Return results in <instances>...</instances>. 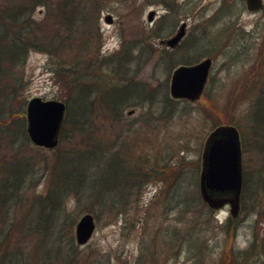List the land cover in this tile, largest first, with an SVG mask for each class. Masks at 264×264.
<instances>
[{"label": "rangeland", "instance_id": "374dc122", "mask_svg": "<svg viewBox=\"0 0 264 264\" xmlns=\"http://www.w3.org/2000/svg\"><path fill=\"white\" fill-rule=\"evenodd\" d=\"M103 1L85 28L88 43L80 51L78 67L72 61L75 54L64 58L65 67L82 69L84 83L94 88L86 133L75 132L72 139H59L58 145L73 144L82 151L98 145L96 153L81 152L80 161L76 154L77 164L87 174L82 190L116 203L107 205L86 194L57 191L61 192L60 205L55 209L45 205L42 198L51 186L58 147L29 142L23 154L31 159L32 167L22 184L23 199L11 211L12 221L19 223L26 214L30 223L18 227L10 239L11 243L22 240L26 258L19 264H62L57 245L73 252L78 264H217L225 250L245 249L252 241L256 253L261 251L264 194L250 192L252 181L264 176V149L253 146L249 134H239L249 190L232 237L222 228L230 216L228 206L210 210L202 203L198 175L202 145L214 122L241 119L249 86L264 77V0L254 11L241 0ZM150 11L151 21L147 18ZM43 12L38 6L31 13L40 19ZM108 14L110 22L105 21ZM181 23H185V34L173 47L168 46L166 40ZM185 51L201 53L199 60L211 58L205 95L193 102L169 94L171 72L179 65L171 57L182 59ZM110 59L112 63H107ZM60 60L46 51H28L17 69L21 79L10 95V108L25 115L26 102L32 97L64 101L69 91L56 74ZM84 70L90 71L89 76ZM112 94L124 100L116 110L119 116L109 108ZM109 163L139 169L138 186L121 190L115 179L111 188L105 179ZM94 176L98 185L105 183L108 188L96 190ZM44 210L57 212V217L40 222L48 229L47 237H39L31 231L38 219L30 214ZM84 213L93 215L95 227L88 241L78 244L74 228Z\"/></svg>", "mask_w": 264, "mask_h": 264}, {"label": "trees", "instance_id": "16d2710c", "mask_svg": "<svg viewBox=\"0 0 264 264\" xmlns=\"http://www.w3.org/2000/svg\"><path fill=\"white\" fill-rule=\"evenodd\" d=\"M103 2V0L0 1V264H19L25 261L26 255L21 244L22 240L17 239L11 243L10 239L18 227L23 229L24 224H30L26 222L28 219L26 214L19 223L11 219V211L23 199L24 186L22 184L25 174L32 167L31 159L23 154V149L30 142L25 130V115L21 111L16 112L11 109L9 103L10 95L17 88L21 79L17 69L24 62L30 50L46 51L52 57L62 58L59 61L60 68L56 71V74L67 83L69 94L64 100L66 112L59 139H62L63 142V139H67V137L72 139L75 132L85 131L86 133L85 123L89 119L87 110L91 109L94 100V98L90 99L94 88L88 83H84L83 77L80 75L82 69L80 71L77 68L68 70L65 67L66 60L64 58L70 55L72 57V54H75L72 61L78 67L80 51L88 43L85 40V33L87 32L85 28L90 27L92 13L100 10L104 4ZM38 6L43 8L44 14L40 19H35L31 12L34 7ZM200 55L201 53L194 55V53L185 51L182 59H175L173 56L171 59L176 64H192L199 60ZM108 62L112 63V59ZM116 67L119 66L116 65ZM89 72L88 70L87 76H89ZM117 91H119V96H122V91ZM124 92L129 93V90H124ZM113 94L109 102V108L115 116H119L116 114V110L119 103L124 100L121 97L115 98ZM247 94L248 96L245 98L248 104L241 119L231 123L215 121L212 128L220 124H234L240 135L249 134L253 146L264 149V77L259 82L254 81L251 83ZM202 95H205V88L201 93ZM115 99L116 103L114 102ZM67 133H70V135L67 136ZM240 138L242 141V137ZM55 147L58 148L51 167V186L42 198L46 200L45 205L53 206L52 209L57 207L60 203L59 193H61L58 192L57 194V191H74L79 196H81V193L86 194L107 205L116 203L115 200L103 201L99 195H96L94 191L98 190V187L101 189L108 188V184H101L102 188L101 185H98L96 181L98 178L95 176L93 182H96L97 185L92 183V186H96V190L92 191L94 193L82 190L87 174L82 169V165L77 164L78 159L76 158L78 157L76 154L79 152L80 161L81 152L84 154L96 153L98 145L91 146L85 151L80 150L73 144L65 148L58 144ZM110 163L105 179L107 181L109 179L108 182H110L111 188L116 185L115 179L121 190L130 185L138 186L142 177L138 173L139 169L129 168L128 165L123 166L119 163L110 165ZM93 165L96 167L95 163ZM242 176L240 209H243V198L247 193V189L249 190L247 172L243 168ZM261 193L264 194V176L254 182L252 181L250 192L251 195ZM188 206L186 205L187 208ZM206 207L212 210L207 205ZM56 214L55 211H51V213L49 211L48 214L45 210L41 213L37 212L35 216L33 213L30 214V218L38 219L37 225L31 229L32 233L37 234L39 237H47L46 231L48 228L47 225H42L43 221H55ZM238 216L239 214L236 217L230 215L222 224L225 235L234 236L238 227ZM11 244H14L12 249ZM53 246L50 245L52 248ZM255 247V242L252 241L245 249H234L232 247L229 251L225 250L217 264H222V261L226 259H228L226 264H264L263 243L258 245V247H261V251L257 252L258 254ZM56 249L62 255V264H78L73 252H66L60 245H57ZM47 252L48 254L50 252L48 248ZM48 258L50 259V257Z\"/></svg>", "mask_w": 264, "mask_h": 264}, {"label": "water", "instance_id": "95a60500", "mask_svg": "<svg viewBox=\"0 0 264 264\" xmlns=\"http://www.w3.org/2000/svg\"><path fill=\"white\" fill-rule=\"evenodd\" d=\"M250 11L262 7V0H244ZM153 12L148 13L152 20ZM110 22L111 16H105ZM185 23L166 40L173 47L184 35ZM211 58L206 57L193 64H180L170 75L169 94L175 99L195 101L201 95L209 76ZM66 105L61 100L30 98L25 106V130L30 142L36 146L52 148L58 143ZM130 113V112H129ZM201 165L198 176V191L201 200L211 209L228 205L229 213L236 217L240 210L242 190V153L237 128L220 124L210 130L203 142ZM95 227L92 214L84 213L74 228L75 241L84 244Z\"/></svg>", "mask_w": 264, "mask_h": 264}, {"label": "flooded vegetation", "instance_id": "af4514ba", "mask_svg": "<svg viewBox=\"0 0 264 264\" xmlns=\"http://www.w3.org/2000/svg\"><path fill=\"white\" fill-rule=\"evenodd\" d=\"M153 12V11H152ZM152 20H153V15H152ZM184 34H185V29H184Z\"/></svg>", "mask_w": 264, "mask_h": 264}]
</instances>
